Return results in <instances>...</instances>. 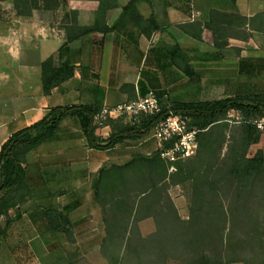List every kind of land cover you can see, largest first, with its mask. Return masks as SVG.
<instances>
[{
	"label": "crops",
	"instance_id": "0c3cea01",
	"mask_svg": "<svg viewBox=\"0 0 264 264\" xmlns=\"http://www.w3.org/2000/svg\"><path fill=\"white\" fill-rule=\"evenodd\" d=\"M263 9L264 0H0V152L56 107H115L151 90L169 105L264 94V55L248 52L251 43L239 35L217 30L218 23ZM51 57L75 72L46 95L42 63ZM97 133L109 139L112 125ZM156 149L144 140L91 149L79 119H65L56 137L28 156L34 198L11 212L20 219L3 238L50 247L97 231L92 219L72 217L88 205L99 212L92 185L100 170ZM259 150L264 133L249 156ZM52 209L69 215L63 225L69 234L52 232L45 214Z\"/></svg>",
	"mask_w": 264,
	"mask_h": 264
},
{
	"label": "trees",
	"instance_id": "16d2710c",
	"mask_svg": "<svg viewBox=\"0 0 264 264\" xmlns=\"http://www.w3.org/2000/svg\"><path fill=\"white\" fill-rule=\"evenodd\" d=\"M24 1V0H21ZM136 6L132 2L126 10ZM75 68L58 65L53 57L42 63V84L46 95L74 77ZM97 106L52 108L36 124L12 135L0 152V239L20 219L11 212L34 198L26 179L25 165L30 153L53 140L61 123L69 117L80 121L88 146L109 150L130 141L149 137L157 124L171 112L187 116L197 128L198 151L195 156L171 164L155 151L136 154L123 165L100 170L92 188L95 201L103 209L104 249L109 264H264V152L253 157L250 148L262 136L248 119L264 114V94L238 96L202 103H162V111L145 115L139 123L109 120L113 133L109 139L98 135L94 118ZM242 118L235 136L227 137L229 113ZM219 140H215V132ZM219 144V145H218ZM226 146L227 151H222ZM139 176L133 189L130 174ZM188 183L192 205L190 218L174 214L168 187ZM143 205V209L141 206ZM140 216V214H142ZM46 218L55 234H69L63 225L70 223L68 214L52 209ZM5 218L4 226L1 218ZM153 218L157 231L144 238L137 223Z\"/></svg>",
	"mask_w": 264,
	"mask_h": 264
},
{
	"label": "rangeland",
	"instance_id": "374dc122",
	"mask_svg": "<svg viewBox=\"0 0 264 264\" xmlns=\"http://www.w3.org/2000/svg\"><path fill=\"white\" fill-rule=\"evenodd\" d=\"M217 30H221V33L227 32L239 35L242 39L251 43L250 46H246L247 49H250L248 52L264 55V9L255 12L252 18L242 16L239 19H229L223 21V23H218ZM239 117L241 118L238 112L232 114V117L228 116L227 122L230 126V132L227 133L228 139L235 136V131L240 126ZM143 140L146 141V145L152 144L155 148L156 142L153 139V133ZM215 140H219L217 131L215 132ZM155 151H152L151 154ZM226 151L227 148L225 146L222 154L224 155ZM175 172L176 170L172 171L170 167L169 173L174 174ZM129 176L131 177L132 188L139 187V176L137 173L133 172ZM168 195L171 197L175 208L174 214L177 213V216L181 219L188 220L192 205L190 185L188 183H170ZM95 205L99 208L97 214H92L91 210H87V207L90 208V205H88L83 207L80 212L74 214L72 219L79 222H89L92 219L94 223L98 224V226H93L98 229L97 231L93 233H91V230L83 231L77 236L74 244L69 242L50 247L42 246L36 242L30 246L15 245L13 240H7L3 236L0 239V264H109L106 257L108 252L104 249L106 232L103 223V209L97 202ZM143 208L145 207L142 205L141 209ZM89 212L91 213L89 214ZM142 215L143 213L140 214V216ZM3 221L5 223V218H3ZM101 223L102 225H100ZM137 228L139 233L146 238L157 231V223L155 219L148 218L139 221Z\"/></svg>",
	"mask_w": 264,
	"mask_h": 264
},
{
	"label": "built area",
	"instance_id": "2783aa9c",
	"mask_svg": "<svg viewBox=\"0 0 264 264\" xmlns=\"http://www.w3.org/2000/svg\"><path fill=\"white\" fill-rule=\"evenodd\" d=\"M162 99L150 91L147 96L136 101L115 107H105L96 114L94 124L98 129L104 127L109 120L123 119L131 124L139 123L145 115H156L162 111ZM229 116L232 117L231 114ZM240 122L242 118H240ZM264 133V114L245 121ZM187 116L171 112L163 121L159 122L153 131V139L161 157L169 164L171 170H176L175 164L196 155L199 147L198 135L200 131L189 125Z\"/></svg>",
	"mask_w": 264,
	"mask_h": 264
}]
</instances>
